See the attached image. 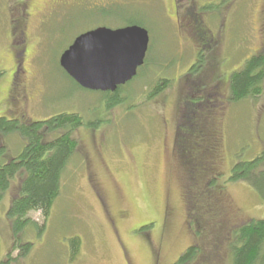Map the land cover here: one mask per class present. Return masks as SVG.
Here are the masks:
<instances>
[{"label": "rangeland", "instance_id": "374dc122", "mask_svg": "<svg viewBox=\"0 0 264 264\" xmlns=\"http://www.w3.org/2000/svg\"><path fill=\"white\" fill-rule=\"evenodd\" d=\"M20 2L0 0V118L4 113H24L35 122H43L74 113L98 126L75 133L81 153L74 156L64 173L61 195L45 229L39 234L32 226L19 236L20 244L33 243L24 256L13 247L17 238L8 217L10 194L6 195L0 206V264H126L114 229L88 182L94 169L98 179L93 185L99 189V182L104 188L113 200L114 213L123 210L128 215L117 229L132 264H155L165 217L172 222L163 240V264L175 262L187 247L198 243L199 237H204L202 247H217L219 263L231 264L233 252L227 235L233 223L228 214H238V220L245 222L264 220V202L256 190L247 183L229 182L238 162L253 161L264 152V96L260 100L230 101L222 120L212 125L220 133L222 151L218 152L217 170L223 175L220 181L225 187L214 198L215 213L219 212L210 222L200 210L201 188L189 180L179 154L171 151L172 134L193 85L194 76L189 83L184 77L194 74L190 71L199 54L189 31V8L194 7L193 13L203 11L204 24L218 42V79L226 82L264 45V0H185L180 3L186 6L179 11L181 21L175 0H79L47 8L24 29L21 27L29 51L23 63L27 78L18 83L26 96L21 101L12 86L18 50L15 27L24 17ZM133 22L144 24L150 34L148 66L123 88L120 99L124 103L108 109L104 95L84 91L70 80L61 67V57L75 38L90 30L100 26L116 29ZM165 82L167 87L155 95L157 85ZM9 97L14 101L8 102ZM2 137L0 134V144L8 147L10 155L22 152L21 136ZM99 143L106 168L94 160L95 167L87 172V150L97 148ZM187 189L192 190L190 203L185 198ZM192 202L196 220L202 224L194 225V234L184 228V213L190 214ZM29 217L40 226L44 224L40 213ZM217 219L219 231L215 227ZM234 232L237 228L231 235ZM73 239L79 242L75 258L70 247ZM215 241L217 246L213 245Z\"/></svg>", "mask_w": 264, "mask_h": 264}, {"label": "trees", "instance_id": "16d2710c", "mask_svg": "<svg viewBox=\"0 0 264 264\" xmlns=\"http://www.w3.org/2000/svg\"><path fill=\"white\" fill-rule=\"evenodd\" d=\"M184 1H179L177 4L178 13L180 9L186 7L183 4L180 5ZM189 11L188 15L192 18L190 22L192 27L189 31L199 49V54L196 64L190 71L194 74H187L184 77L185 82H190L192 76L194 79H192L190 93L187 95L188 99L184 101V108L181 111L186 113L183 114L185 116L183 127L186 130L184 136L180 135L179 138L182 146L179 159L184 169H187L189 180L197 188H201L200 193L203 198L200 210L205 212V218L210 222L219 212L217 210L215 213L214 198L225 187L220 181L223 175L217 170V158L220 157L218 152L222 151L220 133L214 134L215 126L212 125L222 120L230 101L239 103L247 99L260 100L264 96V45L224 82L218 79L217 75L220 64L218 42L204 24L201 15L203 11L193 13V6L189 8ZM99 13L103 14L104 11ZM126 26L144 28V24L139 22L126 24ZM19 27L20 25L16 23L15 36H17L14 43L18 50L15 56L17 64L24 67L23 59L27 55L23 52L27 37H25L26 32ZM147 66L148 59L141 70ZM69 78L78 88L84 90L71 77ZM166 82L162 86L157 85L155 95L163 92L167 87ZM122 91L123 88H120L115 94L105 95L108 109L116 108L124 103L120 99ZM187 104L192 108L187 109ZM4 114V117L0 118V134L5 137L4 139L18 134L24 141V148L17 156H12L8 152V147L0 144V206L6 195L10 194L11 205L8 217L17 238L13 247L14 250L20 251V256H24L30 252L33 243L26 242L22 245L19 243V236L32 226L38 228L39 234L45 229L53 205L61 195L64 173L74 156L81 153V142L76 139L75 133L82 128L95 129L98 125L87 123L81 115L74 113L60 114L43 122H35L24 113L19 116ZM201 172L204 176H201ZM229 182H243L251 185L264 202V152L253 161L238 162L232 169ZM186 193L187 200L191 202L189 196L192 190L187 189ZM32 213L43 215L42 226L29 217ZM189 213L194 234V225L201 227L202 224L196 220V207L193 202L189 207ZM206 214H208L207 217ZM227 217L233 223L227 235V241L233 252L231 264H264V220L240 221L238 214L233 212ZM217 221L218 219L215 224ZM233 228H237V232L231 235ZM204 233L207 234L206 231ZM202 240L204 237L197 238L198 243L182 255L178 264H223L217 260L219 258L217 247L208 250L201 246ZM213 244L215 246L216 241ZM70 247L75 258L79 251L78 240L70 241Z\"/></svg>", "mask_w": 264, "mask_h": 264}, {"label": "water", "instance_id": "95a60500", "mask_svg": "<svg viewBox=\"0 0 264 264\" xmlns=\"http://www.w3.org/2000/svg\"><path fill=\"white\" fill-rule=\"evenodd\" d=\"M149 32L140 26L99 27L79 36L61 57V67L80 87L116 92L145 64Z\"/></svg>", "mask_w": 264, "mask_h": 264}, {"label": "flooded vegetation", "instance_id": "af4514ba", "mask_svg": "<svg viewBox=\"0 0 264 264\" xmlns=\"http://www.w3.org/2000/svg\"><path fill=\"white\" fill-rule=\"evenodd\" d=\"M74 1H76V0H21V2L19 3V7H21L23 9L24 17H22L20 19V21H18L17 23L20 25V27H22L24 29L25 28L24 25H26V23L28 25L29 21L34 19L38 14L42 13L47 8H52V7H55V6H59L61 4L73 3ZM178 3H179V1L175 0V8H176V12H177V15H178V20L181 21L182 18L180 17V15L178 13V10H177V4ZM23 23H25V24H23ZM23 53L26 54V55H29L28 48H25ZM23 63H24V59H23ZM15 66H16L15 67V69H16V71H15L16 72L15 73V79H14V83H12L13 94L16 92V95L18 97H20V101H21L22 99H25L26 96H23L21 88H18V83L21 82V84H22V81L27 78L28 70H27L26 67H20L17 63H16ZM117 91L115 93H117ZM115 93L105 92L103 95L105 96L107 94L111 95V94H115ZM7 101L8 102L14 101V97L13 98L9 97L7 99ZM190 107L192 108L191 105L187 104V109H189ZM183 114L184 113H181V115L177 118V120H176L177 123H176L175 129H174V133L172 134V137H173L172 138V142H173V144L171 146V148H172L171 151L173 153H175L176 155L181 153L180 150H182V146L179 143V138H180V135L184 136V131L186 130L185 127H183V124H184L183 121L185 119L184 115L186 113L184 115ZM167 132L168 131H166L165 141H166V138H167ZM213 132H214V134L216 133L215 130ZM214 137L215 136H213V138ZM94 160L99 161L102 168L103 167L106 168V163L107 162L104 159L103 146L100 143L97 145V148H91L90 150H87V155L85 157V161H86V164L88 166L86 167V169L90 170L91 168L95 167V163H94L95 161ZM96 178L98 179V176L96 174V170L94 169L93 173L89 174L88 181L93 186V188L95 190V193L97 195V198L102 204V209H103L105 215L107 216L111 226L114 229V232H115V234H116V236L118 238V243H119V245L121 246V248L123 250V255L125 256L126 264H132L131 263L132 261H130L131 259L129 258L128 251L126 250V248L124 247L122 241L120 240V236L118 234V229H117L118 228V223L124 222L128 215L123 210L116 211L114 213V211L112 210V204H111V203H113V200L107 195V193L104 191V188L103 187L101 188L99 182H98V185H97V187H99V189H97L95 187V185H93L96 182ZM185 198L188 199L187 193L185 194ZM187 202H188V200H187ZM174 216H175V214H174V211L172 210L171 217H174ZM184 218H185L184 228H186L189 231V230L192 229V226H191L192 218L190 217L188 212L184 213ZM169 221L172 222V220L169 219V217L168 218L165 217V219L163 221V226H162V230H161V240L162 241H160V243H159V245L157 247L158 255L155 258V264L162 263V258L166 256L164 254L166 252L164 251L165 245L163 243V240L166 237V233H167L168 227H171V222L169 223ZM215 227H216V229L218 231L219 224H216ZM148 239L150 240V235H149ZM191 246L192 245L187 247L184 250V253H182L181 256L175 262L170 263V264H178L179 259L182 257V255H184L186 253V251ZM204 247H206L208 250H210L212 248L211 246H208V245H204Z\"/></svg>", "mask_w": 264, "mask_h": 264}]
</instances>
